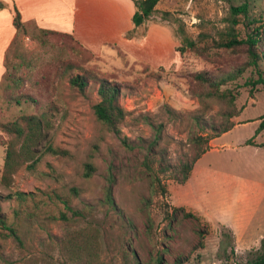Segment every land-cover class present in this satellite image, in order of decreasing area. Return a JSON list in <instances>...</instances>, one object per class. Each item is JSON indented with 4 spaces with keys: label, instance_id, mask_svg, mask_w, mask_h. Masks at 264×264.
<instances>
[{
    "label": "rangeland",
    "instance_id": "obj_1",
    "mask_svg": "<svg viewBox=\"0 0 264 264\" xmlns=\"http://www.w3.org/2000/svg\"><path fill=\"white\" fill-rule=\"evenodd\" d=\"M241 2L247 3L246 15H238L235 26L243 36L250 19L264 23V0H159L151 18L126 34L139 43L148 26L168 30L167 39L155 32L164 47L150 60L137 49L97 54L61 31L26 26L20 34L23 56L10 63L21 81L9 85V100L1 90L0 120L46 109L50 125L35 164L21 165L9 185L0 183V210L17 233L3 235L7 230L0 226V264H16L29 254L41 264H85L60 247L65 233L78 226L98 229L93 264H124L133 256L142 263L158 258L161 264H225L263 249L264 145L258 143L264 130L252 134L264 112V85L250 81L264 76V58L248 65L244 53L217 44L229 6ZM181 32L195 40L194 50L176 49ZM198 69L237 75L220 85L223 95L202 97L190 94L187 75ZM81 70L117 84L126 112L123 141L93 114V77L83 91L68 83L67 74ZM207 135L206 150L193 160ZM249 137L254 144L246 143ZM47 142L66 154L43 151ZM2 158L0 145V165ZM185 162L192 167L180 182ZM16 191L30 193L18 197ZM65 202L83 215H72Z\"/></svg>",
    "mask_w": 264,
    "mask_h": 264
},
{
    "label": "trees",
    "instance_id": "obj_2",
    "mask_svg": "<svg viewBox=\"0 0 264 264\" xmlns=\"http://www.w3.org/2000/svg\"><path fill=\"white\" fill-rule=\"evenodd\" d=\"M133 4V11L130 15V21L133 28L144 23L146 20L151 18V13L155 9V4L159 0H131ZM247 3L241 2L239 4L229 6V16L227 18V26L224 29L222 35L219 36L217 42L218 46L224 47L229 52L244 53L246 56V63L248 65L257 66L258 61L264 58V23L256 22V20L250 19L252 25L245 32L243 36H239L236 30V23L238 22V15H246ZM30 21H23L20 19L19 12L14 7L12 15V24L15 29V33L11 38L8 47L5 50L3 58L4 71L1 74L0 83L2 79L5 80L4 84L0 87L3 91V97L10 99L9 96V85H18L21 81L19 75L14 74V69L17 68L14 63H11L12 57L21 58L23 56L20 44V34L26 33V26ZM132 28V29H133ZM128 30L127 32H129ZM38 32L41 33H56L59 32L53 29L39 28ZM127 32L124 33L126 36ZM69 36L77 44L81 45L75 39H73L66 32H62ZM180 47H176L181 53L185 48L194 50L196 48L195 40L188 37L185 33L180 34ZM82 46V45H81ZM84 47V46H83ZM86 48V47H85ZM10 64V65H9ZM10 67V69H9ZM13 69V70H12ZM71 69V68H70ZM238 69L236 72H239ZM191 81L190 94L199 95L202 97H213L221 96L223 92L220 85L224 84L227 80L232 79L237 73H226L222 72L215 73L207 69H198L187 74ZM93 77L96 81V94L97 99L91 104L93 114L95 118L101 122V124L110 132L121 137L123 141L124 135L121 136V124L125 117V109L119 103V88L112 80L97 75H91L86 70L81 72H75L67 74L68 83L83 91L87 84V80ZM250 83L252 85L261 83L264 85V76L257 74L255 78H251ZM19 96L25 97L30 102H36V98L33 94H27L22 92ZM16 94L13 95L15 100L18 99ZM46 109L39 110L37 112H22L18 116L11 120H0V131H4L7 134L6 138H2L0 135V145L3 149V158L0 165V183L2 185H9L12 181L13 174L23 164L31 167L35 164L38 159L37 147L42 140H45L47 129L50 125L47 119ZM146 119L149 117L145 116ZM257 125L254 128L253 134H256L260 130H264V112L258 116ZM150 123V120H148ZM233 124L222 126L220 131L223 132ZM216 135V134H215ZM251 135V136H252ZM214 136V135H213ZM199 137V136H198ZM210 136H203L202 139L205 145L201 147L194 155L193 160H196L201 153L205 151L208 145V138ZM246 143L254 144L252 138H247ZM264 145V138L258 143ZM43 151L49 152L53 155H64L66 150L64 148L53 146L49 142L44 144ZM192 167V162H185L181 166V177L180 182L187 179L189 172ZM85 175H89L91 166L87 165ZM18 197L28 195L30 192L16 191L14 192ZM110 186H107L106 195L109 199ZM65 201V200H63ZM65 207L71 210L72 215L82 216L83 212L78 209H71L65 202ZM172 209H182V206H173ZM190 212H186L189 214ZM60 217H65L64 213H60ZM0 226L5 228L7 232L3 235H13L17 237L15 228L6 223V220L0 210ZM1 234V232H0ZM98 229L94 226H78L69 229L64 237L60 240V247L62 251L72 257L84 258L85 264H93L98 257ZM228 236V234H227ZM263 249L258 251L251 257L246 258L242 261H229L225 264H264V237L261 238L260 242ZM16 264H41L39 256L35 254L23 255L19 258ZM124 264H161L158 258L151 260L150 262L142 263L136 256H133L130 261L126 260Z\"/></svg>",
    "mask_w": 264,
    "mask_h": 264
},
{
    "label": "crops",
    "instance_id": "obj_3",
    "mask_svg": "<svg viewBox=\"0 0 264 264\" xmlns=\"http://www.w3.org/2000/svg\"><path fill=\"white\" fill-rule=\"evenodd\" d=\"M14 7L21 20L33 22L39 28L66 32L97 54L106 48L119 49L123 53L137 49L150 60L164 47L155 32L161 31L168 38L165 27L155 29L154 26H148L139 43L124 35L133 28L131 0H0V80L4 71V53L15 33L12 24Z\"/></svg>",
    "mask_w": 264,
    "mask_h": 264
}]
</instances>
